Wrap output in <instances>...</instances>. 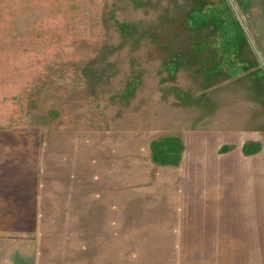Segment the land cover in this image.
<instances>
[{"label": "rangeland", "instance_id": "rangeland-1", "mask_svg": "<svg viewBox=\"0 0 264 264\" xmlns=\"http://www.w3.org/2000/svg\"><path fill=\"white\" fill-rule=\"evenodd\" d=\"M254 3L0 0V264H264Z\"/></svg>", "mask_w": 264, "mask_h": 264}, {"label": "crops", "instance_id": "crops-1", "mask_svg": "<svg viewBox=\"0 0 264 264\" xmlns=\"http://www.w3.org/2000/svg\"><path fill=\"white\" fill-rule=\"evenodd\" d=\"M254 6L260 9L259 10L260 11L259 14L257 13L258 15L257 14L255 15L257 18H258V16L260 17L258 19L259 21L255 22V24H254L256 26V27H254V30L256 32H258V31L264 30V0H257V1L255 0ZM260 46L264 50V45L260 43ZM3 141L8 143L11 140L10 139H7L6 137H4L3 139L0 138V144L1 143H4ZM259 154H262V151H260ZM18 165L21 166L22 163H20ZM0 174H3V173H0ZM19 174L20 175L15 174V173H13V171H11V173H9V175L4 174V177H8V176L11 177V179L8 180L9 183L15 184L14 181H16V183L18 184V186L17 187H13L9 192H13L14 194H16V193L19 194L20 193V195L22 194L20 196V198H19V201H20V205L19 206L24 207V206H27L26 202L28 201V199H27L28 196H26V194L28 192L34 193V192L37 191V186H38V179H37V177H38V163H37V161H35L34 169L32 168L31 169V173H29L30 174V177H31L30 180L26 179L24 177L25 175L23 176L21 173H19ZM22 177L24 178V180L22 179ZM20 185H22V186H20ZM23 194H24V196H23ZM32 198H34V197L32 196ZM3 199L4 200H6V199L8 200L9 198H7V197L5 198L4 197ZM34 200H35V198H34Z\"/></svg>", "mask_w": 264, "mask_h": 264}]
</instances>
